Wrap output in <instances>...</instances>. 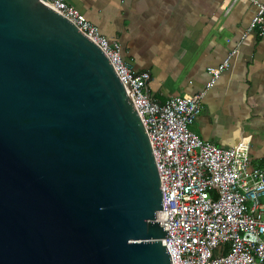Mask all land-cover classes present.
<instances>
[{"label": "water", "instance_id": "water-1", "mask_svg": "<svg viewBox=\"0 0 264 264\" xmlns=\"http://www.w3.org/2000/svg\"><path fill=\"white\" fill-rule=\"evenodd\" d=\"M142 121L46 0H0V264H171Z\"/></svg>", "mask_w": 264, "mask_h": 264}, {"label": "built area", "instance_id": "built-area-1", "mask_svg": "<svg viewBox=\"0 0 264 264\" xmlns=\"http://www.w3.org/2000/svg\"><path fill=\"white\" fill-rule=\"evenodd\" d=\"M252 2L256 12L247 31L261 37L264 0ZM46 4L101 48L128 90L159 175L171 264H264V169L251 166L248 144L222 148L190 130L205 90L229 66L235 50L208 68L211 78L204 91L158 103L149 94L150 73L135 71L119 43L108 41L66 0Z\"/></svg>", "mask_w": 264, "mask_h": 264}, {"label": "crops", "instance_id": "crops-1", "mask_svg": "<svg viewBox=\"0 0 264 264\" xmlns=\"http://www.w3.org/2000/svg\"><path fill=\"white\" fill-rule=\"evenodd\" d=\"M66 1L119 43L135 71L150 73L158 103L204 91L208 68L235 50L190 130L222 148L248 144L251 166L264 169V35L247 31L252 0Z\"/></svg>", "mask_w": 264, "mask_h": 264}, {"label": "rangeland", "instance_id": "rangeland-1", "mask_svg": "<svg viewBox=\"0 0 264 264\" xmlns=\"http://www.w3.org/2000/svg\"><path fill=\"white\" fill-rule=\"evenodd\" d=\"M211 68V67H210Z\"/></svg>", "mask_w": 264, "mask_h": 264}, {"label": "trees", "instance_id": "trees-1", "mask_svg": "<svg viewBox=\"0 0 264 264\" xmlns=\"http://www.w3.org/2000/svg\"><path fill=\"white\" fill-rule=\"evenodd\" d=\"M225 250V249H224Z\"/></svg>", "mask_w": 264, "mask_h": 264}]
</instances>
